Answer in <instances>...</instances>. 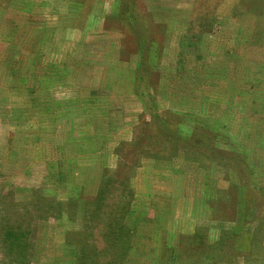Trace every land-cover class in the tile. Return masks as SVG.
I'll use <instances>...</instances> for the list:
<instances>
[{"label":"rangeland","instance_id":"1","mask_svg":"<svg viewBox=\"0 0 264 264\" xmlns=\"http://www.w3.org/2000/svg\"><path fill=\"white\" fill-rule=\"evenodd\" d=\"M82 257L264 264V0H0V264Z\"/></svg>","mask_w":264,"mask_h":264},{"label":"trees","instance_id":"2","mask_svg":"<svg viewBox=\"0 0 264 264\" xmlns=\"http://www.w3.org/2000/svg\"><path fill=\"white\" fill-rule=\"evenodd\" d=\"M143 102H144L148 112H153L155 109H157L156 101H155L153 96L149 97V95H147V98L143 99ZM162 119H163L162 116H161V118H158V120H162ZM160 127L166 128L165 126L162 125L161 121L157 122V129L160 130ZM202 136H203L202 134L198 135L196 133L195 134L193 133L191 139H199L200 140L199 143H200L201 139H202ZM199 137H201V139ZM210 140H212V138ZM79 261L82 263V261H84V258L82 257V259L79 260ZM84 263H85V261H84ZM84 263H82V264H84Z\"/></svg>","mask_w":264,"mask_h":264}]
</instances>
